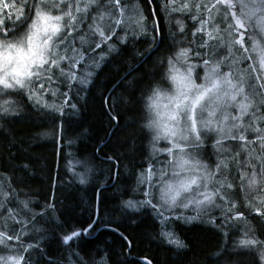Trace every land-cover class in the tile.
I'll return each mask as SVG.
<instances>
[{
    "label": "trees",
    "instance_id": "obj_1",
    "mask_svg": "<svg viewBox=\"0 0 264 264\" xmlns=\"http://www.w3.org/2000/svg\"><path fill=\"white\" fill-rule=\"evenodd\" d=\"M166 1H101L111 4L117 19H124L122 14H129L132 7L136 8L138 17L133 24L127 22L128 28L112 35L115 49L99 68L84 103L79 99L76 85L68 86L66 80L58 83L62 92L68 93L70 89L73 93L78 114L68 112L57 116L55 111L36 104L30 95L0 86V187L5 192L2 199L9 226L22 230L11 239L23 249V264H26L25 257L30 264H143L141 258H148L153 264H224L234 228L222 222L224 218L239 217L247 226L246 236L257 248L243 244L236 261L264 264V220H261L264 210L253 208L254 201L248 196L232 197V210L226 215L211 212L199 217L203 221L197 217L193 222L182 220L178 215L169 217L165 228H173L174 236L183 245L180 249L166 242L168 239L155 213L162 216L158 209L132 211L124 205L141 192L138 175L155 141L145 126L150 117L145 111L146 97L169 82L170 65L181 52H186L189 60L206 62L204 59L211 57L215 41H211L207 51L201 52L205 54H197L200 35L194 33L199 21L193 19L195 7L177 18L178 14L167 11ZM38 3L0 0V40L24 35ZM124 8L128 9L126 13ZM176 20L182 21L181 29ZM245 27L247 58L241 62L246 77L253 74L249 68L255 69L258 76L252 80L257 85L256 92L250 96L252 102L255 99L260 105L256 115L262 118L255 121V126L260 128V124L264 126V77L259 56L253 51V27L248 22ZM91 38L99 39L96 35ZM241 49L244 46L235 51L241 53ZM54 95L55 100L63 99L59 92ZM106 98L119 121L112 132L115 122L106 110ZM6 100L15 103L17 115L9 116L4 111ZM250 123L254 124L253 115ZM86 132L88 137H84ZM98 148L101 154L119 162V178L114 186L101 190L99 220L87 237L84 230L95 219L96 190L100 185L110 184L114 173L113 163L96 157ZM84 156L90 158L87 179L80 177L79 161ZM219 177L229 179L233 185L237 183L235 178H227L223 169ZM99 226L114 227L128 239L131 247L113 230L103 229L95 235ZM79 231L80 235L67 240Z\"/></svg>",
    "mask_w": 264,
    "mask_h": 264
},
{
    "label": "rangeland",
    "instance_id": "obj_2",
    "mask_svg": "<svg viewBox=\"0 0 264 264\" xmlns=\"http://www.w3.org/2000/svg\"><path fill=\"white\" fill-rule=\"evenodd\" d=\"M101 1L36 0L40 3L34 7V15L24 35L7 41L0 40V77L4 76L5 70L11 73L17 67H21L22 72L16 78L23 82V87L15 84L13 73L7 77L9 83L14 85L8 90L28 94L36 104L57 112L65 101L64 95L67 94L60 90L58 83L69 79L74 84L76 77H79L80 66L100 68L109 57L110 51L115 49L111 40L112 22L122 18L117 19L114 16L116 11L111 4ZM167 2V11L178 14L177 18L179 15L180 18L181 15H187L191 7H195L196 14L193 19L198 18L199 21L194 33L200 35L197 54H205L201 52L204 49L207 51L211 41H215L212 44L211 57L204 59L206 62L189 60L187 55L179 54L170 65L169 82L154 92L166 99L162 101L160 109L148 119V122L154 119L157 125L150 130L155 140L151 152L161 157L144 177L145 180L149 179V200L163 214L160 219L164 222L174 215L187 222L196 221L197 217L200 219L199 217L211 212L226 215L232 210L231 199L236 194L248 196V199L254 201L253 208L264 210V131L260 130L264 126H255V121L259 122L262 118L256 115L260 105L255 99L252 102L250 96L256 92L257 83L252 80L258 76L255 69L249 68L253 74L246 77L243 65L247 58L244 37L245 22H248L254 30L253 51L256 50L255 53L259 56L260 70L264 77V0ZM113 5L116 6L115 3ZM135 10L134 7L129 9V15H136ZM1 11L0 8V14ZM123 11L126 13L128 9L124 8ZM37 13L62 17L58 22L52 21L59 24L60 31L49 41V46L37 49L43 51V59L50 62L43 68L33 63L32 60L37 58L30 60L28 53L31 46L29 37L35 31L31 29V25L37 22ZM67 13H71V16ZM138 14L142 15L140 12ZM237 20L243 24L242 28L236 24ZM176 22L181 29L182 21ZM74 26L78 27L79 33H95L99 39L79 35L77 40L84 45L77 47L69 37ZM210 31L216 39L212 38ZM45 39V34L41 32L35 43L43 44ZM231 46L232 51L229 50ZM242 46L243 52L235 51V48ZM103 48H106L105 52L102 51ZM18 50L24 53L23 60L17 54ZM85 51L90 55H86ZM97 51H101L99 55L96 54ZM224 51L226 52L221 54ZM5 54L11 57L6 66ZM22 66H27L30 72L39 75L25 76ZM247 66L251 67L250 64ZM59 70L70 73V78L68 73L59 74ZM176 74L185 78L183 85L171 78ZM56 92H59V97H63L61 101L54 99ZM3 108L9 116L17 115L15 103L11 100L4 101ZM252 115L253 125L250 123ZM221 169L227 178L237 180L236 186L229 179L225 181V177H219ZM4 193L0 187V250L4 251L0 254V264H23V249L20 244H13L11 239L16 233L21 234L22 230L16 231L6 220L2 199ZM222 223L234 228L230 245L225 251L226 264H240L235 257L240 247L243 244L249 248L257 247L246 236L247 226L241 217L234 220L224 218ZM164 234L170 244L176 247L181 245L172 230L166 228ZM25 263L30 264L26 257Z\"/></svg>",
    "mask_w": 264,
    "mask_h": 264
},
{
    "label": "bare ground",
    "instance_id": "obj_3",
    "mask_svg": "<svg viewBox=\"0 0 264 264\" xmlns=\"http://www.w3.org/2000/svg\"><path fill=\"white\" fill-rule=\"evenodd\" d=\"M137 17H138L137 15H129V14H127L124 19H121V20H117L115 22H112V27H111L112 34L118 33V31L120 29H122V28H124V29L128 28L129 26H128L127 22L129 24H131V23L133 24V22L135 20H137ZM79 35L80 36L83 35V36L93 37V36H95L97 34H95V33H89L87 31L84 34L83 33H79L78 27L74 26L72 28L71 32H70V35H69V37L71 38V40H72V42L74 44H76V43H82L80 40L79 41L77 40V38H78ZM124 40L125 39H122V41H124ZM150 53H148L147 56H149ZM62 54H64V53H62ZM96 67H98V66H96ZM80 68H81L80 69V72H78L79 77H76V80H75L74 85L77 86L76 90H77V93H78V96H79L80 101H83V103H84L86 94H87L88 90L90 89L92 83L94 82L95 78L97 77V73H98L99 68H94V67H87V68L80 67ZM62 73H68V72H61L59 70V74H62ZM68 74H69V78H70L71 74L70 73H68ZM67 81H69V79H67ZM72 84L73 83H71L69 81V86L72 85ZM68 93L64 95L65 101L62 104L61 108L56 112L57 116H63L65 114H67L68 112H71V114L73 113L75 115V114H78V112H79L78 104L74 100V98L72 97L73 96V93L70 91V89L68 90ZM38 107L43 108L41 106H38ZM105 107H106V110L109 112V114L112 115V118H113V120L115 122L113 128L111 129V132H112L113 129L118 125L119 121H118L117 117L115 116V112H112L111 107L107 104V98L105 100ZM84 134H85L84 137H88L87 136V134H88L87 132L84 133ZM95 155H96V157L99 160H101L103 162H109V163H113L114 164V173H113L112 182L110 184L100 185L97 188V190H96V199H95V206L94 207H95V217H96V213L98 212V219H97V223H98L99 213H100V209H101V204H100V202H101L100 201V199H101V195H100L101 190H104L105 188H107L109 186H114L117 183L118 178H119L120 164L112 156L107 157V156H104L103 154H101L100 151H99V149L96 150ZM158 159H161V157L159 156V154L158 155H155L151 151H150L149 154H147V157L144 160V163H143L142 167L140 168L141 170H140V173L138 175V183H139V188H141V192H140V194L138 193V197L135 200H129V201H126L124 203V205H125L126 208L131 209L132 211H142V210H145V209H148V208H151V207H153L154 209H157L156 207L153 206V203L151 202V200H149V197L147 195V190H148V186H147L148 185V182H147V180H149V179L145 180L144 177H145L147 171L149 170V168H151L153 166V164H155V162ZM89 161H90V158L88 156H84L83 159L81 161H79V167L81 166L80 177L83 178V179H87L88 178ZM147 201L148 202H151V204L148 203ZM137 207H138V209H136ZM158 212H159V210H158ZM161 215L163 216V214H161ZM157 216H158V219H159L161 225L163 226L162 231L164 232L165 229H166L165 227L167 225V222H168L169 218H167L166 222H164V221H162L160 219V216L159 215H157ZM97 223H96V225H97ZM103 229H108V230H113L115 232H118L121 236H123L127 240L129 246L131 245L130 242L128 241V239L121 232H119L118 230L114 229V227L99 226L97 228V230H96L95 235H97ZM170 230H172V232L174 233L173 228H171ZM89 232H88V234H89ZM88 234H87V237H88ZM166 242L169 243L168 241H166ZM174 247L180 249V248L183 247V245L181 244V246H179V247H176V246H174ZM223 259H224L223 260L224 264H226L227 263V260L225 258H223ZM143 260H148V261H150L153 264V262L150 259H148V258H141V260H140L141 263L146 264V263L143 262Z\"/></svg>",
    "mask_w": 264,
    "mask_h": 264
},
{
    "label": "snow or ice",
    "instance_id": "obj_4",
    "mask_svg": "<svg viewBox=\"0 0 264 264\" xmlns=\"http://www.w3.org/2000/svg\"><path fill=\"white\" fill-rule=\"evenodd\" d=\"M116 3H118V0H115ZM67 15L71 16V13H67ZM62 19L61 16H47L43 13H37V22L33 23V28L36 29V31L33 32V34L29 37V43H30V47L28 50L29 53V59L31 60L33 57H36L37 59L32 60L33 63H35L38 67L43 68L45 64L50 63L48 60L43 59V51H37V49H43V48H47L49 46V41L52 40V37L55 36L59 31H60V27L58 23H52L53 20L55 21H60ZM41 21L43 23H41ZM236 24L239 27H243V24L241 23V21L237 20ZM44 33L46 36V39L43 41V44H36L35 41L36 39L39 37L40 33ZM50 33V34H49ZM66 35V34H65ZM237 43H240V41H236ZM17 54L20 56V58L23 60L24 59V53L22 52V50H18ZM181 56H186L187 53L186 52H181L180 53ZM5 59L7 60V62L9 63L11 61V57H5ZM6 66V64H5ZM23 67V74L25 76H32V75H39V73H32L28 70L27 66H22ZM173 71L175 72L176 70L173 69ZM15 74L13 76V79L15 80V84L16 85H20L21 87H23V82L20 79H17L16 77H19L22 72H21V67H17V68H13L12 72L9 73L5 70V74L3 77H0V85H2V87L4 89H11L13 88V84L9 83L7 77ZM173 80L177 81L178 84L183 85V81H184V77L179 76L178 74L173 75L171 77ZM43 87V85H41ZM185 87H190V85H185ZM199 99V98H198ZM233 99H235V97H233ZM194 183V181H193ZM79 235V233H74L73 236H69L67 237V240H71L74 238V236ZM67 242V241H66ZM173 243H178L175 241H171Z\"/></svg>",
    "mask_w": 264,
    "mask_h": 264
},
{
    "label": "clouds",
    "instance_id": "obj_5",
    "mask_svg": "<svg viewBox=\"0 0 264 264\" xmlns=\"http://www.w3.org/2000/svg\"><path fill=\"white\" fill-rule=\"evenodd\" d=\"M31 29H34L33 24L31 25ZM35 31H36V29H35ZM5 57H8V55L7 54L4 55V63L7 65L8 62L5 59ZM164 99H166V97L161 96L158 92L155 94H150L148 97H146L145 111L147 113H149L150 117H151L152 113H156L160 109L161 103ZM145 126L149 130H151L153 127H157L154 119H152L151 122L146 121Z\"/></svg>",
    "mask_w": 264,
    "mask_h": 264
},
{
    "label": "water",
    "instance_id": "obj_6",
    "mask_svg": "<svg viewBox=\"0 0 264 264\" xmlns=\"http://www.w3.org/2000/svg\"><path fill=\"white\" fill-rule=\"evenodd\" d=\"M111 135V134H110ZM108 140V139H107ZM100 147V146H99ZM99 149V148H98ZM97 219H98V212L96 213V217H95V220H94V222L91 224V226H89L86 230H84V235L85 236H87V234H88V232L96 225V223H97ZM76 233H79V235L81 234V232L79 231V232H76ZM74 234V233H73ZM73 234L71 235V236H73ZM76 236H78V235H76ZM76 236H74V237H76ZM130 247H131V245H130ZM143 262L144 263H146V264H152L150 261H148V260H143Z\"/></svg>",
    "mask_w": 264,
    "mask_h": 264
}]
</instances>
